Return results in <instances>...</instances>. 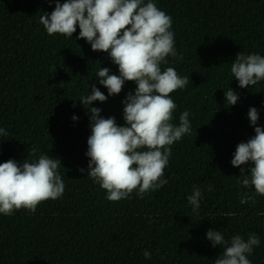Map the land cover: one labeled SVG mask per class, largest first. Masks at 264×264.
<instances>
[{"label": "trees", "instance_id": "obj_1", "mask_svg": "<svg viewBox=\"0 0 264 264\" xmlns=\"http://www.w3.org/2000/svg\"><path fill=\"white\" fill-rule=\"evenodd\" d=\"M153 2L172 17L175 34L177 58L168 57L162 69L190 78L170 94L177 104L173 123L187 110L192 132L172 145L166 185L143 198L133 192L109 202L87 171H79L87 170L91 135L90 113L80 99L92 83L107 96L95 74L107 67L118 75V67L107 53L77 40L79 28L73 38L48 35L39 18L54 3L0 0V128L9 133L0 138V163L49 154L61 159L65 184L62 198L41 202L35 213L0 214V264H214L222 250L207 239L209 229L226 239L258 235L260 245L248 258L264 264V196L241 204L254 188L243 187L240 169L231 165L237 144L255 134L250 107L264 126V81L241 89L230 70L240 52L264 55V0ZM229 87L240 95L231 107ZM135 88L126 82L120 94L92 107L124 125L122 101ZM193 186L202 191L198 214L187 200Z\"/></svg>", "mask_w": 264, "mask_h": 264}, {"label": "clouds", "instance_id": "obj_2", "mask_svg": "<svg viewBox=\"0 0 264 264\" xmlns=\"http://www.w3.org/2000/svg\"><path fill=\"white\" fill-rule=\"evenodd\" d=\"M55 4L51 13L40 15L39 22L47 34H61L84 39L92 51L107 53L118 67V75L100 67L95 76L107 89L106 96L95 83L91 92L80 99L90 113L91 135L87 138L89 157L87 170L79 171L106 191L109 202L128 199L135 192L143 198L168 183L164 170L169 164L172 145L192 132L190 112L179 116L173 123L177 104L171 93L184 89L188 76H180L173 67L162 69L168 57L177 58L175 34L171 31L172 17L160 10L153 0H46ZM182 59V57H179ZM231 74L238 87L249 89L264 81V55L240 52L231 63ZM126 82H135L134 92H128L123 104L124 125L115 117L104 118L102 109L92 107L93 102L104 103L109 96L121 93ZM226 105H237L240 95L230 88L225 91ZM75 106V105H74ZM87 106V107H86ZM254 135L237 144L231 165L240 169L238 182L254 188L255 195L244 193L240 203H255V196H264V126H258L259 111L250 107L247 113ZM75 121L77 116H73ZM9 133L0 128V138ZM2 143V139H0ZM33 145L30 155L35 156ZM61 159L40 154L37 159L20 162L9 159L0 163V214L12 215L25 209L35 213L37 205L47 200L62 198L65 184L59 171ZM214 189L209 187L208 191ZM202 191L193 186L187 197L192 211L198 214ZM212 246L221 248L214 264H252L248 258L259 247L258 235L240 234L230 239L216 230L206 233ZM145 259L151 258L147 250Z\"/></svg>", "mask_w": 264, "mask_h": 264}]
</instances>
